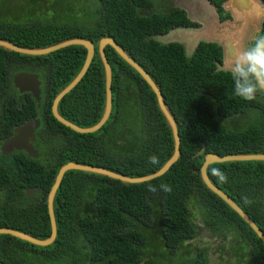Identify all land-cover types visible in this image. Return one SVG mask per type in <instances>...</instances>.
<instances>
[{
  "label": "trees",
  "instance_id": "16d2710c",
  "mask_svg": "<svg viewBox=\"0 0 264 264\" xmlns=\"http://www.w3.org/2000/svg\"><path fill=\"white\" fill-rule=\"evenodd\" d=\"M21 1L3 4L1 39L45 48L71 38H86L96 46L103 37L114 38L162 90L178 122L181 158L163 176L140 184L67 172L55 199V243L38 247L0 235V263L209 264L210 247L192 244L202 226L222 239L217 248L221 261L228 243L232 259L227 264H264V243L206 187L199 172L207 153H264V95L253 101L234 95L230 74L218 70L222 48L202 43L187 57L183 45L157 41L156 36L196 23L180 8L155 7V0H87L80 9L78 2L71 1L72 6L62 2L50 14L43 13L40 0L26 1L30 11ZM224 1L212 0L222 19L229 18ZM259 35H264V25ZM106 54L114 72L112 116L98 132L80 134L54 117L52 104L80 72L87 50L71 46L37 57L0 47V147L17 127L30 119L41 120L33 143L39 158L23 150L4 155L0 148V228L50 237L48 194L66 163L141 177L158 171L173 155L174 138L156 95L111 46ZM21 72L39 76L41 102L15 87L14 77ZM104 107L105 72L97 52L59 110L73 123L90 127L99 122ZM202 149L204 155L199 156ZM152 155L158 156L159 164L149 163ZM213 169L222 170L227 182H220ZM209 176L264 232V162L216 163ZM162 182L172 186L170 194L159 190ZM149 184L157 192H149ZM29 189L37 192L27 194Z\"/></svg>",
  "mask_w": 264,
  "mask_h": 264
},
{
  "label": "water",
  "instance_id": "95a60500",
  "mask_svg": "<svg viewBox=\"0 0 264 264\" xmlns=\"http://www.w3.org/2000/svg\"><path fill=\"white\" fill-rule=\"evenodd\" d=\"M175 7L184 10L188 19L199 27H178L169 31L165 35L156 36L155 39L163 44L179 43L184 46L187 57H192L196 49L202 44H217L222 48L223 58L221 63H217L218 70L228 72L225 68V61L232 55L233 43L239 41L243 47L250 46L256 36H258L264 25V3L262 0H225L222 8L229 18L222 19L221 14L212 0H174ZM257 9L262 10L257 14ZM71 46H81L87 50V56L83 67L76 77L64 87L54 98L52 113L54 117L63 125L69 127L74 132L80 134H90L98 132L110 120L113 112V68L106 54V48L111 46L115 52L147 82L151 90L157 97L158 107L164 116L174 138V152L170 159L155 173L141 177H130L104 167H96L87 164L69 162L64 164L56 175L54 184L48 194V212L51 223V235L41 239L26 232H21L13 228H0V235H10L16 239L27 242L38 247H48L55 243L58 237V225L55 212V199L64 177L70 171H82L84 173L95 174L119 180L124 184H140L151 181L166 174L171 167L181 158V138L178 122L175 115L170 110L165 101L164 94L151 75L136 62L129 53L119 45L112 37L101 38L97 46L86 38H71L45 48H27L19 46L10 40L0 38V47L27 56H45L52 52ZM98 52L105 72V107L99 122L90 127H81L66 119L59 110L61 101L82 81L88 73L94 57ZM14 85L20 93L29 92L41 102V82L39 76L34 73L21 72L14 77ZM41 126L40 119H30L28 122L17 127L14 135L3 142L1 152L10 155L14 151H25L32 158H39L40 154L35 149V132ZM205 150L199 152L204 155ZM205 161L200 168V176L206 187L233 211H235L244 222L257 234L264 243V232L252 220V218L223 190L215 185L209 176V168L216 163L226 162H264V153L233 154L220 156L215 153L204 155ZM37 191L27 190V194L34 195ZM3 264V263H0Z\"/></svg>",
  "mask_w": 264,
  "mask_h": 264
},
{
  "label": "clouds",
  "instance_id": "9594fccd",
  "mask_svg": "<svg viewBox=\"0 0 264 264\" xmlns=\"http://www.w3.org/2000/svg\"><path fill=\"white\" fill-rule=\"evenodd\" d=\"M261 11L257 9V14H261ZM225 68L231 76L235 96L253 101L258 94L264 95V35L256 36L248 47H243L239 41H235L232 55L225 61ZM149 163L159 164L158 156H150ZM213 174L220 182H227V175L222 170L213 169ZM157 190L155 185L149 184V192L155 193ZM159 190L170 194L173 189L170 184L162 182ZM244 201L251 203L247 197H244Z\"/></svg>",
  "mask_w": 264,
  "mask_h": 264
},
{
  "label": "rangeland",
  "instance_id": "374dc122",
  "mask_svg": "<svg viewBox=\"0 0 264 264\" xmlns=\"http://www.w3.org/2000/svg\"><path fill=\"white\" fill-rule=\"evenodd\" d=\"M7 0H0V16L3 14L2 13V6L3 4L6 2ZM27 0H22L20 3L25 5L24 8L28 9V11L31 10V8H29L31 5V3H27ZM41 1V8L44 9L43 13H52L53 11H55L56 9L59 10L60 8L57 7V4H61L62 2H64V4L68 3L69 5H71V1H75L78 2L76 7H78L79 9L81 8V4L83 5L84 3H86L87 0H40ZM158 3H161L169 8L170 6H175V2L174 0L171 1H166V0H158ZM19 5V4H18ZM16 5V6H18ZM72 6V5H71ZM12 8H17V7H12ZM23 8V9H24ZM20 10H23L22 7H19ZM24 9V10H25ZM30 9V10H29ZM64 8H62L63 10ZM51 16V15H50ZM197 222L199 221V219L196 220ZM222 243V239L221 238H217L215 236L210 235L206 229H204L202 226L200 227V233L198 235V237L192 241V244L194 247H200V246H205V247H210L209 249V256H210V264H226L227 260L231 259V256L229 257L228 254H230V248H229V244H226V253H225V259L224 262H221V257L223 256V254L217 249L219 247V245Z\"/></svg>",
  "mask_w": 264,
  "mask_h": 264
},
{
  "label": "flooded vegetation",
  "instance_id": "af4514ba",
  "mask_svg": "<svg viewBox=\"0 0 264 264\" xmlns=\"http://www.w3.org/2000/svg\"><path fill=\"white\" fill-rule=\"evenodd\" d=\"M156 1V4H155V7H157V8H159V9H161V10H165V9H169V8H167L165 5H164V3L163 4H161V3H158V0H155ZM166 1H169V0H166ZM171 1H173V0H171ZM175 7V6H174ZM221 14V13H220ZM222 16V15H221ZM188 27H191V26H188ZM192 27H199V25L198 24H195V26H192ZM166 101V100H165ZM1 148V147H0Z\"/></svg>",
  "mask_w": 264,
  "mask_h": 264
},
{
  "label": "crops",
  "instance_id": "0c3cea01",
  "mask_svg": "<svg viewBox=\"0 0 264 264\" xmlns=\"http://www.w3.org/2000/svg\"><path fill=\"white\" fill-rule=\"evenodd\" d=\"M223 243V242H222ZM210 257V256H209ZM229 257H230V255H229ZM222 258H223V256L221 257V260H222ZM232 259V258H231ZM231 259H229V260H231ZM211 261V260H210ZM221 262H224V259H223V261H221ZM209 264H210V262H209ZM227 264V263H226ZM231 264H234V263H231Z\"/></svg>",
  "mask_w": 264,
  "mask_h": 264
}]
</instances>
